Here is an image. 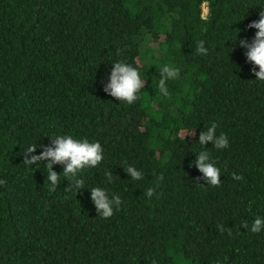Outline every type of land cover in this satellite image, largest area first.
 Masks as SVG:
<instances>
[{
  "label": "trees",
  "instance_id": "16d2710c",
  "mask_svg": "<svg viewBox=\"0 0 264 264\" xmlns=\"http://www.w3.org/2000/svg\"><path fill=\"white\" fill-rule=\"evenodd\" d=\"M262 11L264 0H0V264H264V228L250 231L264 219V81L239 45ZM118 61L145 81L132 104L104 91ZM165 64L180 69L167 98ZM212 123L227 148L199 144ZM60 135L102 146L79 190L63 164L50 190L47 161L23 163ZM201 151L218 187L194 163ZM95 187L121 198L109 218Z\"/></svg>",
  "mask_w": 264,
  "mask_h": 264
},
{
  "label": "clouds",
  "instance_id": "9594fccd",
  "mask_svg": "<svg viewBox=\"0 0 264 264\" xmlns=\"http://www.w3.org/2000/svg\"><path fill=\"white\" fill-rule=\"evenodd\" d=\"M249 28H255L258 31L251 43L247 39L239 40L241 47L247 48V60L258 66L259 71H253L258 80L264 81V11L260 13L258 22H253L248 25ZM197 53L201 55L207 54V49L204 46V41L198 43ZM160 78L158 79L159 93L167 98L169 97V90L167 88V81L178 79L180 77V69L168 64L161 66ZM145 87V81L141 79L140 72L131 65L118 61L113 63L109 82L104 86V91L115 97L119 101H124L128 104L134 103L138 99V93L141 88ZM217 124L212 123L205 131H201L199 136V144L204 146L207 142L212 141L213 147L216 149H223L228 147V138L221 133L216 134ZM53 147H45L44 151L39 155H30L35 153L37 145L29 146L24 152L23 163L26 166L38 165L40 161H47L46 167L48 169L47 180L51 182L50 190H55L58 185L60 174L52 170L53 164L65 165L63 175L72 177L74 186L79 190L83 188V180L76 178L77 173L85 167H96L103 160V150L99 142H89L87 139H74L71 135H60L52 138ZM196 166L204 176L209 184L218 187L220 185L219 175L220 169L215 166L210 160V153L208 151H201L194 161ZM125 170L130 173L133 180L143 179L142 172L138 171L133 166H127ZM111 180V172L107 173ZM236 180L243 179V177L233 174ZM158 180H163V175L158 177ZM4 183V181H0ZM154 194L153 188H148L146 195L150 198ZM91 198L95 203L96 209L104 218H109L113 215V205L117 208L121 204L119 195H114L109 198L106 190L102 188H92ZM221 233L225 231L222 225H218ZM244 228L248 229L249 225L245 223ZM264 228V219L257 216L250 228L252 233H259ZM228 234L231 235V229H228ZM152 264H156L153 260Z\"/></svg>",
  "mask_w": 264,
  "mask_h": 264
},
{
  "label": "rangeland",
  "instance_id": "374dc122",
  "mask_svg": "<svg viewBox=\"0 0 264 264\" xmlns=\"http://www.w3.org/2000/svg\"><path fill=\"white\" fill-rule=\"evenodd\" d=\"M144 45L152 53H155L156 54V53H159L160 52L159 44L156 41L152 40V39H145L144 40Z\"/></svg>",
  "mask_w": 264,
  "mask_h": 264
},
{
  "label": "built area",
  "instance_id": "2783aa9c",
  "mask_svg": "<svg viewBox=\"0 0 264 264\" xmlns=\"http://www.w3.org/2000/svg\"><path fill=\"white\" fill-rule=\"evenodd\" d=\"M208 14H209V10H208L207 4L205 3L204 12H203V18H207Z\"/></svg>",
  "mask_w": 264,
  "mask_h": 264
}]
</instances>
